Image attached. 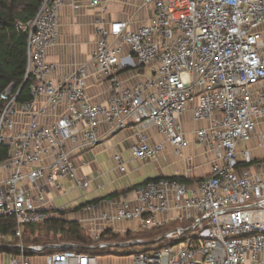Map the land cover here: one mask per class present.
<instances>
[{
	"label": "built area",
	"instance_id": "1",
	"mask_svg": "<svg viewBox=\"0 0 264 264\" xmlns=\"http://www.w3.org/2000/svg\"><path fill=\"white\" fill-rule=\"evenodd\" d=\"M112 1L43 0L29 24L30 99L20 102L13 85L0 94V144L9 148L0 161V218L15 222L14 234L0 232V254L8 256L3 264H99L94 253L82 249L107 252L134 245L146 249L127 254L132 264H264V161L240 148L253 138L264 146V128L259 130L264 122V0H144L153 16L134 30L131 21L106 20ZM70 3L99 10L92 61L96 80L110 85L105 102L88 96V65L79 63L64 73L48 58L60 39V10ZM131 68L140 77L128 85L120 73ZM189 105L195 121H207L195 130L196 142L217 155L208 176L140 183L134 197L111 200L112 210L85 204L92 245H24L27 225L60 216L47 199L49 187L57 193L68 191L66 182L90 188L92 179L80 175L76 159L108 135L103 125L111 131L122 130L128 120L142 130L152 126L182 156L189 145L182 123ZM138 138L132 146L137 160H155L164 150L143 131ZM114 158L125 170L121 155ZM174 209L179 215L173 221L180 224L162 235L163 246L143 237L101 239L110 229L105 225L117 222L138 224L111 228L122 238L162 227L167 221L159 215ZM46 248L51 252L44 253Z\"/></svg>",
	"mask_w": 264,
	"mask_h": 264
},
{
	"label": "crops",
	"instance_id": "2",
	"mask_svg": "<svg viewBox=\"0 0 264 264\" xmlns=\"http://www.w3.org/2000/svg\"><path fill=\"white\" fill-rule=\"evenodd\" d=\"M98 13L99 10L88 5H81L76 8L70 3L63 6L60 10V39L50 48L48 58L62 65L64 73H71L76 64L85 63L88 65L89 75L86 80L88 96L92 101L105 102L109 95L110 85L107 81L100 82L96 80L94 76L96 67L92 61L97 41L94 21ZM152 16L153 9L145 6L144 0H115L108 4L104 13L107 21H131L129 28L133 30L149 23ZM262 27L264 30V25ZM139 77L140 71L134 68L120 73V79L128 85L135 84ZM182 123L185 137L189 141V145L183 150L182 156L176 155L174 146L169 144L165 136L152 126L142 130L137 128L133 121L128 120V125L122 130L111 131L108 124L103 125V129L109 131L108 135L96 147L80 152L76 159L80 175H87L92 179L90 188L83 191L72 183L66 182L68 191L57 193L49 187L46 193L48 201L52 203L57 212H59V209L65 210L64 213H60V216L68 220H78L83 228L90 229L93 226L88 220L91 213L83 208L89 202L98 204L100 210H112L111 200L119 201L126 195L134 197L133 188L148 179L180 176L189 181H194L205 178L210 172L211 164L217 160V155L214 150L206 145L196 142L195 130L204 127L207 121H195L189 105L182 117ZM262 128H264V122L259 124V130ZM139 131H143L151 144H164V150L157 155L155 160L140 161L133 156L132 146L138 142ZM255 139L242 142L240 148L248 149L253 158L264 161V152H261L260 149L264 146L259 147L257 142L253 146L250 145ZM116 154H120L123 162H125V170L123 171L115 162L114 157ZM136 161L141 162L142 165L152 163L154 166L153 172L139 174L140 171L133 166ZM243 166L251 167L252 164L243 163ZM170 168L174 169L172 174L167 173V169ZM75 189L81 190L83 196H77L69 200L64 206L57 207L56 200L62 195L74 192ZM96 199L98 200L94 201ZM178 215L179 212L174 209L168 214L159 215V218L167 221L164 226L174 227L176 224H180V221H173ZM137 225L136 222L125 221L109 226L105 225V227L107 229L114 227L117 230H125L133 229ZM100 227L103 226L100 225ZM6 261H8V256L0 254V264ZM37 261L43 263L41 258H38Z\"/></svg>",
	"mask_w": 264,
	"mask_h": 264
},
{
	"label": "trees",
	"instance_id": "3",
	"mask_svg": "<svg viewBox=\"0 0 264 264\" xmlns=\"http://www.w3.org/2000/svg\"><path fill=\"white\" fill-rule=\"evenodd\" d=\"M43 0H0V94L8 86L13 85L15 91H19L18 100L20 102L30 99V87L32 78L26 79L27 60H28V38L30 35V23L36 18L37 12L41 7ZM0 101V110L2 108ZM9 148L5 144H0V161L8 157ZM161 177L151 178L156 180ZM177 178L181 181H189L184 177ZM143 183V182H142ZM98 199L94 200L97 201ZM90 203V202H89ZM92 203V202H91ZM59 212L64 213L65 210ZM15 222L13 219L0 218V232L5 235L14 234ZM174 227L162 226L147 230L145 233L129 232L125 238L115 234L111 229L102 233V240H117L146 238L151 244L163 246L166 242L161 239L162 235ZM23 237L24 245L35 243L45 245L48 243H79L84 246L92 245L87 230L83 228L78 220H68L59 217H52L41 224H29L25 227ZM145 250L146 247L134 245L126 247L120 254L126 255L137 250ZM88 253H94L95 250L82 249ZM117 250H114L115 252ZM51 252L46 248L44 253ZM119 254V253H118Z\"/></svg>",
	"mask_w": 264,
	"mask_h": 264
},
{
	"label": "rangeland",
	"instance_id": "4",
	"mask_svg": "<svg viewBox=\"0 0 264 264\" xmlns=\"http://www.w3.org/2000/svg\"><path fill=\"white\" fill-rule=\"evenodd\" d=\"M256 142H257V144L259 143L257 138L255 139V141L251 142L250 145L253 146V144H255ZM260 149H261V152H264V147L260 148ZM133 166L135 169H138L140 171L139 174L152 173L154 170V166L152 163L142 165L141 162L136 161V163H134ZM173 172H174L173 168L167 169L168 174H172ZM77 196H83L82 191L79 189H75L74 192L69 193L67 195H62L61 197H59V199L56 200V205H57V207H62L69 200L74 199ZM145 232L146 231H144L143 233H145ZM121 251L122 250H117V251L113 252V251L109 250L107 252H104L102 250L96 249L94 254L97 256V258L99 260V264H132L133 260L127 254L126 255L120 254Z\"/></svg>",
	"mask_w": 264,
	"mask_h": 264
}]
</instances>
